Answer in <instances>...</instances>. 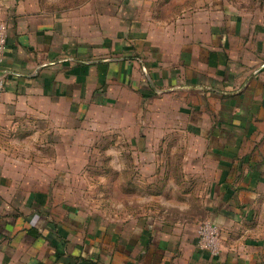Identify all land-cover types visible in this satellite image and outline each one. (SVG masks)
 Returning a JSON list of instances; mask_svg holds the SVG:
<instances>
[{
  "label": "crops",
  "instance_id": "1",
  "mask_svg": "<svg viewBox=\"0 0 264 264\" xmlns=\"http://www.w3.org/2000/svg\"><path fill=\"white\" fill-rule=\"evenodd\" d=\"M95 3L0 0V124L83 127L47 145L69 160L32 184L0 173V264H264L261 21L218 0L170 17L153 0ZM86 125L128 142V179L104 162L97 183L77 177ZM200 219L220 229L216 257L197 247Z\"/></svg>",
  "mask_w": 264,
  "mask_h": 264
},
{
  "label": "rangeland",
  "instance_id": "2",
  "mask_svg": "<svg viewBox=\"0 0 264 264\" xmlns=\"http://www.w3.org/2000/svg\"><path fill=\"white\" fill-rule=\"evenodd\" d=\"M43 6L51 11L60 12H71L76 8L82 7V5L98 4L100 2L105 3H120L121 7H125L130 1L135 0H39ZM141 1V0H136ZM155 3H161L156 8L158 13L169 12L167 17H170V13L177 14L180 7L178 5L188 6L193 4L206 5L209 0H153ZM220 2L226 1L234 6L235 12L243 13L248 16L254 17L261 21V30L264 31V0H218ZM93 7V6H89ZM154 6L152 12H154ZM83 129L81 122L78 124L76 122H45V121H20L17 123H11V125H1L0 124V173L4 176H17L25 181L24 184H28L33 179L42 178L49 171L46 169L49 161H67L69 160V153L58 149V153L53 150L47 149V145L52 147H65L69 145V131H75ZM89 131H95L90 137L86 139L78 138L75 141L81 142L86 141L83 145L90 147L91 151L83 156L84 163L87 162V169L83 172L79 171L77 174L78 178L91 179V183H97L98 179L103 178L101 175V170L96 166L98 162H104L114 165L116 163L117 167H121V172L123 170V179L129 178L128 163L131 155L127 153L128 142L122 139H113V137L107 136L106 138L99 137L98 127L92 125H86L85 128ZM68 133V134H67ZM74 140V139H73ZM122 140V141H121ZM73 144V143H72ZM82 145V144H81ZM102 146H112L115 149H109L105 153L101 150ZM123 146V147H122ZM121 147V148H119ZM99 148V149H98ZM109 148V147H108ZM93 149H96L95 151ZM79 157L81 155H78ZM75 157V155H73ZM75 160V158H74ZM82 159L79 158L78 161ZM77 161V160H75ZM119 164V165H117ZM47 165V166H46ZM63 171V170H58ZM77 172V171H74ZM100 173V174H99ZM67 177V176H65ZM25 188V187H24ZM27 189H30L26 185ZM97 193V184L92 187ZM108 189V188H106ZM125 190V188H123ZM3 192V191H2ZM96 198V197H95ZM93 200V199H91ZM89 206L100 207L102 203L98 202H86ZM109 204V203H108ZM113 204V202H110ZM109 211L110 208H104ZM111 209V213H112ZM107 211V212H108ZM197 211V210H195ZM196 213V212H195ZM204 221L200 219V222Z\"/></svg>",
  "mask_w": 264,
  "mask_h": 264
},
{
  "label": "built area",
  "instance_id": "3",
  "mask_svg": "<svg viewBox=\"0 0 264 264\" xmlns=\"http://www.w3.org/2000/svg\"><path fill=\"white\" fill-rule=\"evenodd\" d=\"M7 26L0 21V65L2 63L3 54L6 48ZM5 74L0 70V98L4 91ZM197 247L202 252L208 253L212 257H216L222 252V242L220 237V229L204 220L199 222L197 226Z\"/></svg>",
  "mask_w": 264,
  "mask_h": 264
}]
</instances>
